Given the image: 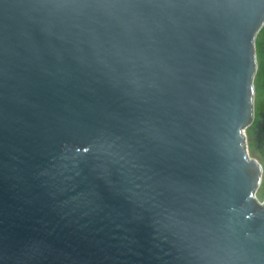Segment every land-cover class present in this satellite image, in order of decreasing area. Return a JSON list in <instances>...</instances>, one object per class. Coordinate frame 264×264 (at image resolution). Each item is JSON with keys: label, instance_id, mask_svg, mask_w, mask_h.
<instances>
[{"label": "water", "instance_id": "1", "mask_svg": "<svg viewBox=\"0 0 264 264\" xmlns=\"http://www.w3.org/2000/svg\"><path fill=\"white\" fill-rule=\"evenodd\" d=\"M263 24L264 0H0V264H264Z\"/></svg>", "mask_w": 264, "mask_h": 264}, {"label": "rangeland", "instance_id": "2", "mask_svg": "<svg viewBox=\"0 0 264 264\" xmlns=\"http://www.w3.org/2000/svg\"><path fill=\"white\" fill-rule=\"evenodd\" d=\"M256 73L253 79L254 86V123L245 127V137L248 155L256 159L262 165L261 182L257 188L256 195L259 200L264 201V148L258 146L255 140V125L264 112V24L259 29L255 39Z\"/></svg>", "mask_w": 264, "mask_h": 264}, {"label": "trees", "instance_id": "3", "mask_svg": "<svg viewBox=\"0 0 264 264\" xmlns=\"http://www.w3.org/2000/svg\"><path fill=\"white\" fill-rule=\"evenodd\" d=\"M253 114L255 115L254 110H253ZM254 115L251 124L254 123ZM254 132H255V140L257 141L258 146L264 148V112L261 113L260 119L256 122Z\"/></svg>", "mask_w": 264, "mask_h": 264}, {"label": "built area", "instance_id": "4", "mask_svg": "<svg viewBox=\"0 0 264 264\" xmlns=\"http://www.w3.org/2000/svg\"><path fill=\"white\" fill-rule=\"evenodd\" d=\"M243 134H244V138H245V147H246V150H247V153H248V149H247V144H246V135H245V128L243 129ZM257 196V195H256ZM258 198V197H257ZM259 199V198H258Z\"/></svg>", "mask_w": 264, "mask_h": 264}]
</instances>
